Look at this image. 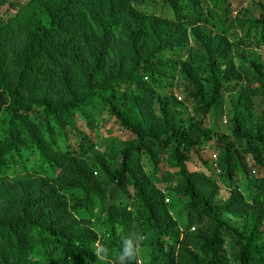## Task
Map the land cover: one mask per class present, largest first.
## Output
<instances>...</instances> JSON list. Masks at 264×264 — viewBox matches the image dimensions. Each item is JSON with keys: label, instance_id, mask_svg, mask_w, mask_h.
Segmentation results:
<instances>
[{"label": "trees", "instance_id": "16d2710c", "mask_svg": "<svg viewBox=\"0 0 264 264\" xmlns=\"http://www.w3.org/2000/svg\"><path fill=\"white\" fill-rule=\"evenodd\" d=\"M239 48H264V1L0 0V264H115L132 231V264H264V64Z\"/></svg>", "mask_w": 264, "mask_h": 264}, {"label": "rangeland", "instance_id": "374dc122", "mask_svg": "<svg viewBox=\"0 0 264 264\" xmlns=\"http://www.w3.org/2000/svg\"><path fill=\"white\" fill-rule=\"evenodd\" d=\"M210 2H213L214 0H209ZM264 1V0H262ZM250 13H253L252 10L249 9ZM210 28L215 29V26H210ZM240 52H242L247 60H254L256 62H261L264 64V48L261 49H254V48H250V49H242L239 48L238 49ZM110 94V92H103L102 96L106 97ZM238 96L237 95H233L230 97L231 100H235ZM227 99V101H226ZM170 100L177 106V108L179 110L182 111L184 119L185 120H189L191 119L192 116V105L191 103L187 102V101H183L179 95H177L176 93H171L170 94ZM225 102L224 105H222L220 108H215L213 110L212 115L210 116V118L207 121V125L209 128H212L215 131H220V132H224L226 134H228V129H227V119L228 117L231 115L232 110L230 107V103H229V97L228 98H224ZM253 102V108H254V113L258 114L260 113V111L262 110V98L260 97H255L252 99ZM4 118H6V115H3ZM104 138L106 142H108V144H110L112 142V139H114V144L115 146H117V149L123 147L126 143L125 141V137L119 134H114L113 137H107V135L104 134H100L97 138H96V142L98 143L97 146L95 147V152H100L101 150V144L99 143V141ZM204 154H206L204 152ZM106 158V154L104 152H101V156L100 158ZM144 169L148 172L150 171V167L147 165V163H145L143 165ZM241 190L243 193H246L245 190V184H244V178H241ZM220 197L221 198H227L228 197V192L226 191V189L223 187L220 190ZM83 214L87 215L91 222L94 224L100 220L103 219V214L102 212L99 210L98 207V203L96 201H93L90 205V207L88 208V210L86 212H82ZM222 218L224 219L225 222H227L229 225L234 226V227H238V228H247L248 223L246 220H244V217H241L240 215H238L237 213H232L229 214L228 216L226 215H222ZM260 245L264 246V234L262 235V239L260 241ZM231 264H235V263H231Z\"/></svg>", "mask_w": 264, "mask_h": 264}, {"label": "clouds", "instance_id": "9594fccd", "mask_svg": "<svg viewBox=\"0 0 264 264\" xmlns=\"http://www.w3.org/2000/svg\"><path fill=\"white\" fill-rule=\"evenodd\" d=\"M144 239V235L139 231H132L127 235H121L119 252L115 257V264H132L139 251V245ZM92 248L94 249L95 257L102 262L111 256L112 250L105 243L94 242Z\"/></svg>", "mask_w": 264, "mask_h": 264}]
</instances>
